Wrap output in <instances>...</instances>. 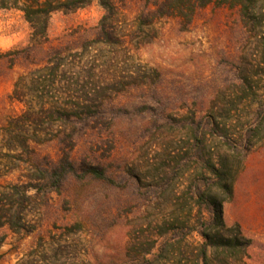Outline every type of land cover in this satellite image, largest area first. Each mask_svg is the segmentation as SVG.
Returning <instances> with one entry per match:
<instances>
[{
    "label": "rangeland",
    "instance_id": "1",
    "mask_svg": "<svg viewBox=\"0 0 264 264\" xmlns=\"http://www.w3.org/2000/svg\"><path fill=\"white\" fill-rule=\"evenodd\" d=\"M6 1L1 7L0 0V53L21 52L12 67L0 60V126L24 108L12 97L17 77L41 65L52 46L68 47L72 62L49 96L81 107L95 98L113 119L103 133L81 135L72 151L78 173L60 192L44 189L28 207H14L16 227L4 223L1 210L0 264H264V112L254 113L259 103L264 108V93L251 102L239 101L235 91L246 74L264 88V20L255 28L238 6L215 4L191 22L151 19L155 0H115L113 40L96 42L105 14L100 2L64 0L68 5L49 17L48 41L32 50L40 29L32 28L22 0ZM256 14L264 18V0ZM212 118L226 125L232 145L212 134ZM261 122L244 141L245 131ZM196 127L207 132L218 166L224 158L231 197L197 162ZM34 146L41 156L62 152L57 140ZM20 158L0 135L1 201L11 184L33 176ZM92 162L108 179L83 175L82 166ZM207 181L223 200V231L247 242L235 254L205 248L211 215L198 187L205 190Z\"/></svg>",
    "mask_w": 264,
    "mask_h": 264
},
{
    "label": "trees",
    "instance_id": "2",
    "mask_svg": "<svg viewBox=\"0 0 264 264\" xmlns=\"http://www.w3.org/2000/svg\"><path fill=\"white\" fill-rule=\"evenodd\" d=\"M79 6L80 1L76 0ZM105 10L100 24L99 33L96 42H112L113 29L112 24L117 15V6L115 0H98ZM259 0H155V9L150 10L147 14L151 19L154 17L164 16H181L191 22L196 13L215 4L219 7H239L240 14L244 19L253 21L256 28L258 23L264 20L263 17L258 19L256 7ZM89 2H84L87 4ZM6 0H1V7H8ZM68 3L64 0H22V10L26 18L31 23L35 32L33 35L34 43L32 48L42 47L48 41L47 28L51 13L57 9L66 7ZM76 6V7H77ZM263 19V20H262ZM30 49V50H31ZM33 50V49H32ZM68 47L52 46L47 51L44 62L30 68L27 72L20 74L14 84L12 97L23 103L24 108L20 113H13L7 116L1 126L0 135L2 140L7 139L11 149L19 152L20 160L30 166L34 171L31 180L26 183H16L10 185V190L6 193L7 200L1 201L0 195V213L5 212V222L11 227L18 226L17 211L14 207H28L37 194L44 189L52 192L62 190L64 183L70 176L78 173V166L73 157L72 151L79 143L81 135L90 130H101L102 128L112 125L113 117L103 111L104 102L95 103V98H86L83 107L73 106L70 104H59L54 97L49 96L55 88L58 80V73L63 70L68 62H72L67 57ZM21 52V51H20ZM20 52L17 51L15 57L11 56V51H2L0 53L1 64L10 62L14 65L20 58ZM71 53V52H70ZM239 101L244 99L251 102L262 98L264 88L250 78L244 75L243 81L236 85L235 89ZM90 93V92H89ZM232 106L226 108V113L232 111ZM264 112L263 103L254 109V113L261 116ZM213 124L212 134L225 138L227 144L232 145L228 128L226 125L221 126L215 118L209 120ZM59 125L60 129L55 134L52 132L53 125ZM263 122L257 123L255 128L252 126L245 131L244 141L250 140L252 134L260 131ZM52 135V137L50 136ZM101 136V135H100ZM195 143L193 150L197 162L206 170L212 173L217 179V185L229 197L233 194L231 182H228V168L224 158H220V166L217 165L215 154L207 146V132L200 127L194 129ZM57 140L61 145V154L57 157L41 156L38 149L34 146L45 141ZM235 148L237 150L238 146ZM83 175H90L96 179H108L106 170L98 162H92L82 166ZM208 180V177H205ZM207 188L202 190L203 186L199 185V196L203 201L208 203L211 215L209 230L204 231L205 248H216L236 253L244 248L247 242H243L237 235L227 234L223 231L226 224L223 218V200L217 194L211 191V187L205 182Z\"/></svg>",
    "mask_w": 264,
    "mask_h": 264
}]
</instances>
